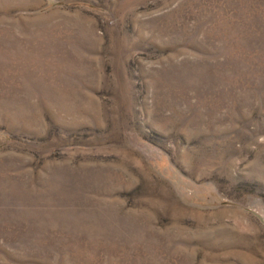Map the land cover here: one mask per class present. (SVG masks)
Here are the masks:
<instances>
[{
  "label": "rangeland",
  "instance_id": "374dc122",
  "mask_svg": "<svg viewBox=\"0 0 264 264\" xmlns=\"http://www.w3.org/2000/svg\"><path fill=\"white\" fill-rule=\"evenodd\" d=\"M0 264H264V0H0Z\"/></svg>",
  "mask_w": 264,
  "mask_h": 264
}]
</instances>
